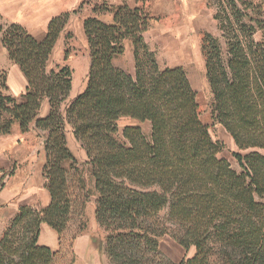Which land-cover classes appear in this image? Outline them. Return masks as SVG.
I'll list each match as a JSON object with an SVG mask.
<instances>
[{"label": "trees", "instance_id": "obj_1", "mask_svg": "<svg viewBox=\"0 0 264 264\" xmlns=\"http://www.w3.org/2000/svg\"><path fill=\"white\" fill-rule=\"evenodd\" d=\"M134 2L105 5L110 22L99 18L96 8L82 20L89 55L86 84L64 112L72 69L67 64L49 69L48 62L77 10L53 16L40 39L17 22L0 25L1 43L28 81L20 98L13 97L6 72L0 71V134L10 133L14 122L23 132L34 124L45 133L42 176L50 194L40 210L18 207L0 236V264L55 263L59 249L38 244V236L46 223L63 241L71 221V175L65 163L78 169L66 125L94 178V215L106 234L103 250L111 264H176L158 248V238L166 233L186 250L195 247L177 264H264L263 3L221 0L214 14L220 35L205 33L201 40L213 115L239 150L233 153L237 171L218 158L221 144L200 119L185 70L161 68L144 40L152 19L148 0ZM125 39L132 40L134 74L113 63L124 53ZM44 99L49 112L38 117ZM122 118L136 123L125 125L118 139ZM145 122L149 134L143 132ZM79 184L82 188L80 179Z\"/></svg>", "mask_w": 264, "mask_h": 264}, {"label": "rangeland", "instance_id": "obj_2", "mask_svg": "<svg viewBox=\"0 0 264 264\" xmlns=\"http://www.w3.org/2000/svg\"><path fill=\"white\" fill-rule=\"evenodd\" d=\"M22 1L24 3L28 2V0ZM51 1L54 0H42L44 4L50 3ZM163 1V7L159 6V8H156L154 7L153 3L151 5L152 9L148 8V11L152 17L150 25L152 26L153 31V42L149 44L150 48L155 52L158 65L161 68L181 65V67L185 70L190 84L196 92V100L198 103L200 119L208 126V130L212 139L214 141H218L221 144V150L217 154L218 158L227 159L233 169L240 171V167L233 156V153L239 152V150L231 136L215 120L213 115L212 95L205 77L204 60L201 50L200 52L197 51L196 54L194 52V48L198 49V46L195 47V41H197L196 44L198 45V39L200 38L199 41L201 42L205 33H210L215 37H219L220 32L217 29V21L214 19V14L217 10L218 3L221 0H202L201 6L199 7L197 5L196 8L194 7L193 3H191L194 2V0H191L190 9H184L181 6V2L179 0ZM255 1L263 3L264 9V0ZM121 2L122 0H74L73 7L67 9L66 11L71 12L73 10H77V12L71 14L72 21L69 25L67 23L63 29V39L59 42V44H57V46H55L48 62V68L51 69L55 68L56 65L65 64V51L67 49L69 50L68 56H72L73 62L77 64V66L71 65L69 67H72L73 72H76V69L78 68L81 70L82 63L84 61V55L88 53L87 41L81 27L82 18L89 13L93 14V9L96 8L97 10L101 9V11L96 12L95 14L102 20L110 22L111 20L109 19L110 17L112 19V13L108 9L102 10V8L105 5L108 7H114ZM129 3L131 6L136 5L134 0H129ZM186 12H188L192 18L190 22V32L194 33L192 39H194V35L197 36V40L195 38V41L192 40L191 44L187 43L188 35L187 31L185 30L187 22L184 18ZM28 13H30V11H28ZM9 22L12 21H9L0 14V25L5 26ZM175 26L179 28V31L176 34L174 30ZM45 33L46 30L44 31V35ZM257 37H259V34H257ZM36 38L40 39L39 37ZM175 39L178 40L177 49L173 48V44H171ZM220 40L222 41V39ZM186 51L188 54H186ZM113 63L115 66L129 65L130 58L128 53L124 51L122 55L116 56L113 60ZM77 79L78 83H81L84 80L83 74H80ZM70 101L71 100L65 101V108L63 109L61 105V111H65ZM133 123L136 122L131 119H120L118 121L119 132L116 134L117 138L121 139V130L125 125ZM149 126L150 124L148 125L146 122L142 124L143 132L145 134H149ZM42 150L44 153V149ZM77 151L78 150L75 152L77 153ZM240 153L244 154L246 151H241ZM76 165L78 171L74 172L72 169L73 165H70L69 168L68 162L65 163V167L69 170L71 175L69 191L71 200L73 201V213L69 226L62 236L63 241L59 236V253L56 256L54 264L73 263L74 258L72 257L70 251L74 240L71 241V238L77 230H80L78 236L81 235L84 239L83 245L91 244L103 246L105 241L106 234L103 229L99 227L94 215L97 191L95 184L93 185L94 178L92 176L90 166H86L84 163H79L78 161ZM79 179L83 183L82 188H80ZM158 248L160 253L165 258L176 264L182 259L191 257V251L192 249H195L194 246H191L187 250L184 249L168 233L158 238Z\"/></svg>", "mask_w": 264, "mask_h": 264}, {"label": "crops", "instance_id": "obj_3", "mask_svg": "<svg viewBox=\"0 0 264 264\" xmlns=\"http://www.w3.org/2000/svg\"><path fill=\"white\" fill-rule=\"evenodd\" d=\"M179 1L184 9H190L191 0ZM163 2V0H148L147 6L149 9H152L151 5L154 3V7L159 8V6L163 7ZM191 3H193L195 8L197 5L200 7L202 0H198V4L197 0ZM73 5L74 0H54L46 4H44L42 0H28L27 3H24L22 0H0V14L9 21L23 25L33 36L42 38L49 20L53 16L70 9ZM28 11H30V13H28ZM88 15H90V13L86 16ZM86 16H84L82 20ZM184 18L187 22L185 28L188 35L187 43L191 44L192 40L195 41V38L197 40V36L194 35L195 37L192 39L194 33L190 32L191 15L186 12ZM109 20H112L111 17ZM71 21L72 19L70 17L68 25ZM174 30L176 34L179 28L175 26ZM63 34L64 32H61L56 46L63 39ZM143 37L148 45L153 42L151 25L143 33ZM199 40L200 38L198 39V45L196 44L197 41L194 43L195 47L198 46V49L194 48L195 54L197 51L200 52L201 50V42ZM177 41L178 40L175 39L174 42L171 43L173 44L172 47L175 49L178 48ZM124 47V51L128 53L130 58V63L127 66L117 65V67L129 74H133L135 68L132 40L125 39ZM186 54H188L187 51ZM64 62L68 66H77V64L73 62L72 56H68ZM176 66L181 65H175V67ZM70 68L72 69V67ZM88 68L89 55L87 53L84 55L81 70L80 68L76 69V72L72 70L71 90L65 101L74 99L76 95L84 89ZM2 70L6 72L7 93L13 97L20 98L28 85L27 78L20 66L9 58L6 48L0 41V71ZM80 74H83L84 80L78 83L77 78ZM65 101L62 103V109L65 108ZM49 108L48 100L44 99L38 111V117H45L49 112ZM66 139L76 161L89 166L86 162L87 158L85 151L74 138L69 125L66 126ZM44 141L45 133L37 130L34 124L30 126L27 132H23L18 122H14L10 133L0 134V178L3 177L1 180L2 188L0 189V236L11 218L16 214L20 205H29L36 210H40L46 207L50 202V194L44 186V179L42 176V166L45 161V154L42 150ZM76 150H78L77 153L75 152ZM83 243L84 239L81 235L74 239L70 251L74 258L72 264H111L110 259L103 250V246L91 244L83 245ZM38 244L47 246L52 251H57L59 249V234L46 223H42L40 225ZM191 252V255H193L195 249H192Z\"/></svg>", "mask_w": 264, "mask_h": 264}]
</instances>
